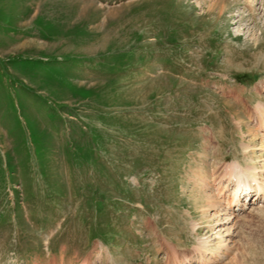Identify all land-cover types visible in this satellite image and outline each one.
Wrapping results in <instances>:
<instances>
[{
  "label": "rangeland",
  "instance_id": "rangeland-1",
  "mask_svg": "<svg viewBox=\"0 0 264 264\" xmlns=\"http://www.w3.org/2000/svg\"><path fill=\"white\" fill-rule=\"evenodd\" d=\"M233 162L264 183V0H0V264H264Z\"/></svg>",
  "mask_w": 264,
  "mask_h": 264
},
{
  "label": "bare ground",
  "instance_id": "bare-ground-1",
  "mask_svg": "<svg viewBox=\"0 0 264 264\" xmlns=\"http://www.w3.org/2000/svg\"><path fill=\"white\" fill-rule=\"evenodd\" d=\"M237 164L238 163H236V162L226 163L224 165L225 169H224L223 173H221L220 176L217 178L218 181H224V185L226 186V188H227V186H228V184L230 182H233V183L237 184V186L233 189L231 197H230V199L228 201L230 203L236 204L240 200L239 199L240 196H245L247 193L250 192V190H251V186L250 185L251 184H253L254 187H255L253 189V191H255L254 194H258V195L264 196V183L259 182V181L263 180L262 179L263 176L260 177L257 174V172H255L254 170L253 171L255 172L256 176L255 175L253 176L252 173H250V171H247L249 169V166L248 167H242L241 165L237 166ZM262 170H263V175H264V168ZM224 185H223L222 189L225 188ZM222 193H224V192L222 191L219 194H222ZM255 197L257 198L258 196L256 195ZM220 204L221 203H219V206H220ZM219 210H220V207H219ZM236 217L237 216H233L231 218L228 217V218L230 220L236 222V220H235ZM224 222H227V221H223V219L221 221L217 220V224H224ZM229 231L230 230H227L225 233L228 234ZM224 239H221L220 241H224ZM221 243H223V242H221ZM200 259L203 260V262H204V260L207 261V263H202L201 262V264H210V261L207 258L206 259L200 258Z\"/></svg>",
  "mask_w": 264,
  "mask_h": 264
}]
</instances>
